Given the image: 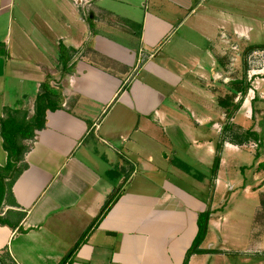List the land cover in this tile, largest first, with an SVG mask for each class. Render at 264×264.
I'll return each mask as SVG.
<instances>
[{
	"label": "crops",
	"instance_id": "crops-1",
	"mask_svg": "<svg viewBox=\"0 0 264 264\" xmlns=\"http://www.w3.org/2000/svg\"><path fill=\"white\" fill-rule=\"evenodd\" d=\"M27 2L0 0V17L9 11L10 36L17 43L13 51L8 34L0 39V166L8 162L1 132L7 109L32 118L48 82L60 107L49 109L45 126L24 140L27 166L0 210V260L60 264L81 242L70 264H184L200 214L210 211L209 229L220 228L215 194L225 198L222 191L234 189L231 181L223 186L221 168L214 171L217 143L227 142V114L214 105L220 114L215 117L205 100V59L215 37L195 47L202 52L192 56L195 64H171L185 55H177L176 47L171 55L163 50L204 2ZM182 12L188 13L180 17ZM189 25L193 31L194 22ZM195 90L202 94L200 103L184 96ZM179 106L183 114L176 112ZM180 141L193 145L185 148ZM258 158L252 182L243 185L248 195L264 193V159ZM206 163L212 185L204 173L190 175L198 184L187 181L186 164L195 170ZM110 198V207L82 239ZM209 229L200 245L205 251L193 253L188 264H217V257L222 262L228 256L226 245L209 242ZM237 248L232 250L255 256L252 264H264L263 243Z\"/></svg>",
	"mask_w": 264,
	"mask_h": 264
},
{
	"label": "rangeland",
	"instance_id": "rangeland-1",
	"mask_svg": "<svg viewBox=\"0 0 264 264\" xmlns=\"http://www.w3.org/2000/svg\"><path fill=\"white\" fill-rule=\"evenodd\" d=\"M198 1L204 2V4L196 9V12L192 14V20L187 22L188 24L186 23L187 25L180 33L174 35L169 40L171 42H166L163 50L167 55H171L173 54L171 49L176 47V50L180 48L177 55H185V58L175 57L171 64L183 60L186 63L195 64L192 56L202 55V52L195 49V47L206 45L205 39L209 35L212 39L215 37V40L211 43V56L205 59L208 60L206 66L210 73L204 79L202 78L205 81V90L209 92L208 96L210 97L205 96V100L209 101L210 112L215 117L220 116L217 111L219 97L226 95L231 90L234 80L245 77L248 90L252 87L256 91L255 94L249 91V96L247 91L242 98L239 96L236 99L237 102H241L240 110L242 112L236 115V123L233 122L235 130L243 133L246 130H252L254 138L243 145H239L238 149L229 147L227 142L223 143L224 141L217 143L218 149L215 157L216 159L218 157L219 161L214 171L218 167L221 168L220 177L223 179V186L227 181H231L234 189L231 191L230 189L223 190L222 192L225 191L226 193L225 196L227 195L225 198L222 196L219 199L215 194L214 203H219L220 214L223 216L219 220L220 228L209 229V242L212 245H226L229 250L228 256L221 260L222 262H219L217 257V264H252V261H257L254 255L241 252L235 253L232 249L239 247L237 249L243 251L248 245H258L260 243L264 245V215L257 217L259 207H262L261 197L264 193H261V195L258 193L248 195L243 186L246 180L248 183L252 182L253 168L255 164L257 165V158L261 156L264 159V48L247 50L252 45H264V0ZM27 3L37 6L41 2L40 0H28ZM15 12H18V6L15 8ZM6 13L0 17V39L5 38L8 34L7 43L15 51L17 43L14 40L12 42L10 36L12 29L11 17L9 11ZM186 13L188 12H182L180 17H184ZM191 22H194L193 31H190L189 24ZM13 29L14 32L16 30L18 32L17 26L13 25ZM165 60L167 61V58ZM176 65L172 67L175 68ZM178 95H181V93ZM253 95L258 97V100H255ZM184 96L190 102L199 99L197 100L198 103L201 102L200 99L202 98V94L196 90L187 92ZM247 96L249 100H252V105L246 107L243 104H248L249 100L246 101ZM254 101L256 102L254 103ZM214 105H217L215 106L216 110ZM198 108L202 110L201 106H197ZM204 108L207 109V106ZM24 112L28 114L27 111ZM176 112L184 113L181 111L180 106L176 108ZM17 117L19 120L21 119V116L18 115ZM226 119L227 123L232 122V118ZM196 134L201 133L196 132ZM192 143L190 141L188 144H182L180 141V146L183 145L186 148L192 146ZM186 165L184 171L189 174L186 176L187 181L198 184L200 180L196 177L193 178V173L198 175L204 173L208 174L210 183L213 184L212 168L209 163L204 166L201 165L195 170ZM190 165L193 164L190 162ZM199 189L197 185L194 187L196 193Z\"/></svg>",
	"mask_w": 264,
	"mask_h": 264
},
{
	"label": "trees",
	"instance_id": "trees-1",
	"mask_svg": "<svg viewBox=\"0 0 264 264\" xmlns=\"http://www.w3.org/2000/svg\"><path fill=\"white\" fill-rule=\"evenodd\" d=\"M263 48L264 45H252L248 47L247 50L252 51ZM48 83L44 84L43 90L37 99L35 115L32 118L27 119V113L21 115L23 112L18 109H7L6 118L1 122V132L4 138V147L8 152V162L4 167L0 166V210L2 209L7 193L9 195L13 194L12 186L27 166L25 163V154L28 152L29 146L24 144V140L34 138L35 131L42 129L45 126L46 112L49 109L56 110L60 107L56 102L59 95ZM230 89L231 90L226 95L219 97L218 101V106L226 112L228 119L233 118L234 114L240 110L241 102H237L236 99L239 96L242 98L244 96L243 94L248 91L246 78L242 77L241 79L234 80ZM255 100H258V97H256ZM255 102L256 101H254V103ZM18 115L22 116L20 120L17 117ZM228 123L226 124V135L224 138L227 142L243 145L249 142L251 138H254V132L252 130H246L245 133H243L234 129L235 124L233 122ZM218 161L219 158L217 157L215 164L216 168L218 166ZM112 202L113 198H110V200L104 205L100 214L93 220L82 239H85L86 235H88L95 228L96 224L103 217ZM261 206L262 207L259 208L257 217H260L262 214L264 215V194L261 197ZM210 215V211L200 214L198 221L199 231L184 264L189 263V259L193 253H202L205 251L200 248V245L206 238L209 229ZM0 222H3L1 217ZM80 243L64 257L60 264L71 263L72 257L77 248L80 246Z\"/></svg>",
	"mask_w": 264,
	"mask_h": 264
},
{
	"label": "built area",
	"instance_id": "built-area-1",
	"mask_svg": "<svg viewBox=\"0 0 264 264\" xmlns=\"http://www.w3.org/2000/svg\"><path fill=\"white\" fill-rule=\"evenodd\" d=\"M249 91L252 92L253 94H255V92H256V91L254 90V88L250 87V89H249L248 92H247L248 96H249V94H250ZM248 96H247L246 99H248ZM253 98H256L255 95H253Z\"/></svg>",
	"mask_w": 264,
	"mask_h": 264
},
{
	"label": "water",
	"instance_id": "water-1",
	"mask_svg": "<svg viewBox=\"0 0 264 264\" xmlns=\"http://www.w3.org/2000/svg\"><path fill=\"white\" fill-rule=\"evenodd\" d=\"M0 264H3L1 260H0Z\"/></svg>",
	"mask_w": 264,
	"mask_h": 264
}]
</instances>
